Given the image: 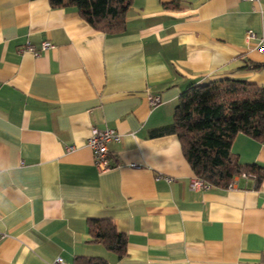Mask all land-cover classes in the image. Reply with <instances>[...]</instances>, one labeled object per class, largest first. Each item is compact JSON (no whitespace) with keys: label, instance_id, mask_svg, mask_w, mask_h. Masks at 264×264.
<instances>
[{"label":"crops","instance_id":"1","mask_svg":"<svg viewBox=\"0 0 264 264\" xmlns=\"http://www.w3.org/2000/svg\"><path fill=\"white\" fill-rule=\"evenodd\" d=\"M262 36L264 0H132L115 35L48 0H0V264H264V178L192 190L163 130L190 83L264 86ZM92 127L120 135L104 172ZM231 152L264 167V141L239 133ZM90 220L124 235L121 257Z\"/></svg>","mask_w":264,"mask_h":264},{"label":"trees","instance_id":"2","mask_svg":"<svg viewBox=\"0 0 264 264\" xmlns=\"http://www.w3.org/2000/svg\"><path fill=\"white\" fill-rule=\"evenodd\" d=\"M52 8H74L94 30L107 35L120 34L132 0H48ZM254 65V68H257ZM166 134L176 135L182 155L194 177L216 188H227L242 174L258 186L264 167L240 163L231 152L237 134L264 141V86L240 79H221L203 84H188L181 92ZM94 242H101L118 257L124 253L125 237L109 220H90ZM82 264H105L86 259Z\"/></svg>","mask_w":264,"mask_h":264},{"label":"built area","instance_id":"3","mask_svg":"<svg viewBox=\"0 0 264 264\" xmlns=\"http://www.w3.org/2000/svg\"><path fill=\"white\" fill-rule=\"evenodd\" d=\"M244 1H254V0H244ZM246 39L251 41L255 39V35L252 32H247ZM53 48L50 42H43L39 50H36L31 45H26L22 48V51L32 54L34 57L39 56V52H45ZM256 50L260 53L264 52V36L260 37L258 40V46ZM148 102L151 106H157L160 104V98L157 96L149 95ZM120 140V135L115 132V130L110 128L99 129L92 127L86 139V144L92 151L93 160L96 168L101 172L107 171L112 168V164L109 158L108 144L117 143ZM72 149V148H70ZM246 177V175H240ZM234 181H231L228 187H232ZM210 186L205 184L203 181L197 178H193L190 182V188L192 190L207 189ZM54 264H65L60 260H57Z\"/></svg>","mask_w":264,"mask_h":264}]
</instances>
